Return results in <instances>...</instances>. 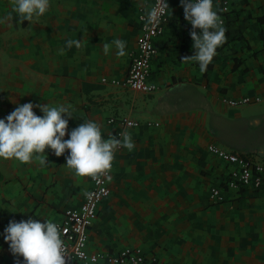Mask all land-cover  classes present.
<instances>
[{
	"label": "crops",
	"instance_id": "0c3cea01",
	"mask_svg": "<svg viewBox=\"0 0 264 264\" xmlns=\"http://www.w3.org/2000/svg\"><path fill=\"white\" fill-rule=\"evenodd\" d=\"M152 1L50 0L44 15L21 23L10 0H0V20L9 17L0 23V119L18 104H63L73 112L65 114V139L85 120L98 123L105 138L131 134L133 150L115 152L111 194L89 231L91 252L141 246L161 264H264V186L229 190L223 202H211L210 188L227 166L207 148L215 143L264 163V147L254 148L246 132L259 128L264 144V103L234 108L226 100L264 92V0H232L225 15L214 2L226 40L204 73L180 59L194 54L192 25L180 0H170L152 67L158 89L144 94L111 81L126 76L138 13ZM69 39H81V47L67 48ZM115 39L126 44L123 57L114 46L103 51ZM111 116L140 125L110 123ZM45 155V165L35 157L0 158V264L23 262L4 238L11 220L56 222L92 187L91 177L66 167L68 151L57 157L48 148Z\"/></svg>",
	"mask_w": 264,
	"mask_h": 264
},
{
	"label": "clouds",
	"instance_id": "9594fccd",
	"mask_svg": "<svg viewBox=\"0 0 264 264\" xmlns=\"http://www.w3.org/2000/svg\"><path fill=\"white\" fill-rule=\"evenodd\" d=\"M10 3L12 11L19 15L23 23L44 15L50 0H10ZM180 3L184 8L185 19L192 25L190 35L194 41V54L180 59L197 62L200 72L204 73L216 55L217 48L226 40V29L214 10L213 0H180ZM168 7V0H157L149 13V20L158 21ZM8 18L0 20V23ZM81 45V39H69L66 43L67 48H80ZM113 46L118 57L126 54V44L120 39L104 43V53L108 54ZM34 108H39L43 115H37ZM65 114L68 117L73 115L70 106L32 102L18 104L6 118L0 119V158L31 163L35 157L40 165H45L46 149L50 148L57 157L68 151L66 167L74 171L77 177H91L99 183L101 177L110 172L115 152L121 147L129 151L135 147L127 130L105 138L100 125L91 120H85L73 128L70 138L65 139L69 135V120ZM4 238L13 255L23 257V262L17 259L16 264H68V259H72L59 226L52 220L41 222L29 217L17 222L13 219L5 228ZM76 255L81 260L87 259L83 252L78 251Z\"/></svg>",
	"mask_w": 264,
	"mask_h": 264
},
{
	"label": "built area",
	"instance_id": "2783aa9c",
	"mask_svg": "<svg viewBox=\"0 0 264 264\" xmlns=\"http://www.w3.org/2000/svg\"><path fill=\"white\" fill-rule=\"evenodd\" d=\"M168 0V4H169ZM220 5L222 15L230 12L232 0H213ZM157 0H153L150 7L143 8L138 13L139 33L136 39V48L131 55L128 72L123 81L113 79L111 83L122 85L133 91L152 94L158 85L151 80L153 61L158 50L156 40L164 33L168 23V9L156 22L149 20V13ZM224 21V18H221ZM106 81V78H103ZM264 99L263 93L244 95L238 98H227L231 107L260 102ZM110 123H120L124 127L133 128L140 125L138 120L128 117L111 116ZM158 125V123H156ZM208 150L226 163L227 170L220 184L211 186L209 199L213 203L225 200V193L229 190L242 191L246 188L259 190L264 186V163L254 155L227 150L215 143L208 144ZM110 172L101 177L100 182L91 178L92 187L86 192L82 203L78 206L67 207L62 218L56 223L61 230V237L72 257L68 264L80 262L82 264H161L160 258L154 253H147L141 246H126L113 252H91L88 248L89 231L99 214V208L105 198L111 194ZM85 253L87 259L81 260L76 252Z\"/></svg>",
	"mask_w": 264,
	"mask_h": 264
},
{
	"label": "rangeland",
	"instance_id": "374dc122",
	"mask_svg": "<svg viewBox=\"0 0 264 264\" xmlns=\"http://www.w3.org/2000/svg\"><path fill=\"white\" fill-rule=\"evenodd\" d=\"M261 102L264 103V100L258 102V104H256V105H254V108H260L261 104H263ZM255 103H257V102H255ZM251 104H254V103H251ZM240 124L243 127V123L240 122ZM246 132L249 134V137L252 139L254 148H257L259 146L264 147V144L262 143V139H261L262 137L260 135L261 131L259 128L255 127L254 129H251V130L246 129ZM257 149H261V148H257Z\"/></svg>",
	"mask_w": 264,
	"mask_h": 264
}]
</instances>
